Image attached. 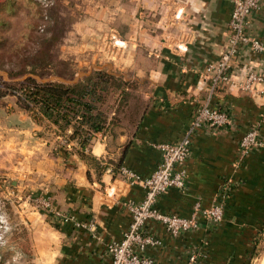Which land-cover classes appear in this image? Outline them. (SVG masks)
<instances>
[{
    "label": "crops",
    "instance_id": "crops-1",
    "mask_svg": "<svg viewBox=\"0 0 264 264\" xmlns=\"http://www.w3.org/2000/svg\"><path fill=\"white\" fill-rule=\"evenodd\" d=\"M94 6L88 22L104 24L122 41L120 60L102 68L142 87L145 104L134 122L106 124L82 150L74 139L64 143L55 126L36 122L18 100L10 102L15 108L0 120V171L13 176L11 196L23 202L13 210L25 226L26 264H112L108 246L130 227L129 202L145 196L121 168L142 178L153 173L161 160L158 145L177 141L208 98L207 66L228 44L232 0H95ZM247 32L264 41V0L248 17ZM250 68L264 71V52L247 43L233 59L232 82L210 98L211 106L229 111L232 124L196 130L186 187L170 188L156 202L164 213L190 217L195 203L211 206L228 183L224 219L213 226L203 220L197 231L177 236L160 221L147 222V231L162 241L147 251L159 264H187L197 246L199 264H251L255 258L264 230V94L239 89ZM259 121L262 146L237 164L241 137ZM36 195L74 218L59 221L51 208L27 202Z\"/></svg>",
    "mask_w": 264,
    "mask_h": 264
},
{
    "label": "rangeland",
    "instance_id": "rangeland-1",
    "mask_svg": "<svg viewBox=\"0 0 264 264\" xmlns=\"http://www.w3.org/2000/svg\"><path fill=\"white\" fill-rule=\"evenodd\" d=\"M94 4L95 0H0V120L15 108L10 102L20 101L21 87L31 80L79 91L86 85L94 89L89 85L93 79L99 85L91 100L107 124L134 122L145 104L144 89L102 68L107 60H120L122 41L112 39L104 24L88 22L91 13L95 15ZM12 177L0 171V264H26L25 226L16 221L13 210L23 202L11 196ZM258 239L251 264H258L264 254V230Z\"/></svg>",
    "mask_w": 264,
    "mask_h": 264
},
{
    "label": "built area",
    "instance_id": "built-area-1",
    "mask_svg": "<svg viewBox=\"0 0 264 264\" xmlns=\"http://www.w3.org/2000/svg\"><path fill=\"white\" fill-rule=\"evenodd\" d=\"M232 4L228 44L219 56L220 59L207 66V74L211 80L208 98L197 107L189 125L177 141L163 142L158 145L161 160L149 177L142 178L127 167L121 168V172L131 183H139L143 186L145 196L140 202H129L133 216L130 227L122 239L112 241L108 246L112 264H159L155 258L147 254L148 249L162 243L161 239L147 231L146 224L151 220L162 222L169 234L177 236L187 231H197L203 220L209 226H213L224 219L225 200L230 187L228 183L223 185L222 192L211 206L203 207L200 202L195 203L190 217L164 213L156 206V202L160 194L167 192L170 188L182 190L186 187L188 173L185 163L191 155L190 148L196 130L203 127L219 130L232 124L229 111L219 106H211L210 98L215 93L225 90L232 82L233 59L238 49L248 43L257 53L264 52V41L250 36L247 32L248 17L253 11L260 9L262 0H232ZM242 76L238 82L241 91L264 94L263 70L250 68ZM261 123L263 121L253 124L241 137L237 164L242 163L253 149L262 146ZM62 140L68 145L72 144L71 139L66 136H62ZM30 201L38 208H51L50 199L42 195H36ZM50 210L59 221L74 218L52 208ZM202 257L203 251L197 246L189 252L186 263L199 264Z\"/></svg>",
    "mask_w": 264,
    "mask_h": 264
},
{
    "label": "trees",
    "instance_id": "trees-1",
    "mask_svg": "<svg viewBox=\"0 0 264 264\" xmlns=\"http://www.w3.org/2000/svg\"><path fill=\"white\" fill-rule=\"evenodd\" d=\"M89 85L94 89L86 85L78 91L62 83L31 80L21 87L23 97L18 103L36 122L46 128L55 126L57 134L78 141L83 150L89 146L94 132L103 130L107 124L105 114L91 100L99 83L90 79ZM68 128L73 130L70 135L66 134ZM258 244L259 240L254 256L258 253Z\"/></svg>",
    "mask_w": 264,
    "mask_h": 264
},
{
    "label": "bare ground",
    "instance_id": "bare-ground-1",
    "mask_svg": "<svg viewBox=\"0 0 264 264\" xmlns=\"http://www.w3.org/2000/svg\"><path fill=\"white\" fill-rule=\"evenodd\" d=\"M258 264H264V254Z\"/></svg>",
    "mask_w": 264,
    "mask_h": 264
}]
</instances>
